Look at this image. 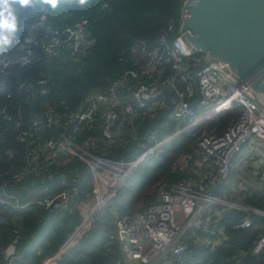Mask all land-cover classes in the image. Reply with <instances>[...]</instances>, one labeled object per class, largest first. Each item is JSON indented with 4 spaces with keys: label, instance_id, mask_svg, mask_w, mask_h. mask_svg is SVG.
Here are the masks:
<instances>
[{
    "label": "built area",
    "instance_id": "built-area-1",
    "mask_svg": "<svg viewBox=\"0 0 264 264\" xmlns=\"http://www.w3.org/2000/svg\"><path fill=\"white\" fill-rule=\"evenodd\" d=\"M40 25L43 36L32 44L48 56L65 51L79 55L90 44L86 19L56 29L43 22ZM8 42L17 45L20 38L13 32L8 34ZM31 47L15 58H6L0 44V91L5 89L1 75L6 67L29 63L34 57ZM47 85L48 80L41 78L35 83L21 81L18 89L44 94ZM233 105L240 108V114L222 133L203 129L197 135L199 127L226 116ZM0 116L13 123L18 129L17 140L30 149L22 165L0 182V209L10 214L36 203L46 211L43 224L51 212L66 209L70 201L80 197L85 175L77 167L65 174L62 168L69 159H79L90 172L95 203L84 215V225L112 202L149 156L184 133L197 136L192 152L179 158L180 165L188 168V177L160 189L158 196L140 209L115 218L109 234V240L119 247L115 264H185L190 244L199 248L221 244L225 235L221 220L228 209L245 213L236 228L250 227L252 214L264 215L262 210L235 201L232 187L228 192H213L230 180L233 163L243 148L255 138L264 139V107L248 84H239L222 62L207 60L203 52L194 49L173 19L153 46L134 42L129 68L105 89L93 91L79 106L35 111L23 129H19L20 119L6 107L0 109ZM46 130H56L57 134L49 135L42 145ZM161 131L166 134L159 136ZM55 173V182L43 183V191L49 195L21 203L13 191L29 178L43 181ZM259 177L264 181V171ZM52 187L56 189L52 191ZM85 200L80 202L81 210L87 208ZM5 222L0 215V224ZM19 239V229L14 226L9 242L0 249V264H16L22 258ZM263 247L264 234L255 242L253 252ZM57 255L42 264L52 262Z\"/></svg>",
    "mask_w": 264,
    "mask_h": 264
},
{
    "label": "trees",
    "instance_id": "trees-1",
    "mask_svg": "<svg viewBox=\"0 0 264 264\" xmlns=\"http://www.w3.org/2000/svg\"><path fill=\"white\" fill-rule=\"evenodd\" d=\"M181 6L182 0H89L85 5L79 4L78 0H61V4L55 8L41 3V0H32L29 5H14L15 34L20 38V43L2 44V54L6 58H15L27 46H32L34 57L27 64L15 63L6 67L1 75L5 89L0 91V109L6 107L18 117L21 122L19 129H23L35 111L46 107L63 111L79 106L93 91L105 89L112 79L129 68L130 47L134 42L151 47L171 19L178 26ZM42 15L43 21L40 20ZM81 19L88 21L90 44L79 55L65 51L48 56L32 44L33 40L43 36L41 22L50 29H56ZM41 78L48 80V90L44 94L18 89L21 81L35 83ZM239 114L240 108L233 105L231 114L220 116L206 127H199L197 135L203 129H213L220 134ZM17 132L12 122L0 116V182L22 165L25 154L30 151L25 143L17 140ZM56 134V130L44 131L41 144L44 145L49 135ZM165 134V131H161L159 136ZM195 140L196 136L184 133L169 142L160 153L151 155L154 161H150V158L146 161V168H143L150 171L145 180H137L133 173L112 203L82 226L83 217L75 200L70 201L63 211L51 212L44 224L42 221L47 215L46 211L36 204L21 210L18 247L24 254L16 264H42L44 259L56 254L57 257L48 264H115L120 252L118 244L109 240L114 221L111 209L114 208L120 215L132 213L140 200H154L160 189H168L177 180L188 177V168L180 165L179 158L192 152ZM76 167L86 177L82 188L84 194L90 189L87 166L73 158L62 170L70 174ZM56 175H53L54 179ZM26 181L23 189L14 186L22 191L21 203L33 197L27 194L28 189L33 190L40 185L32 178ZM220 185L218 190L226 188V185ZM243 203L264 211V193L255 191L248 194ZM244 215L243 211L237 209L225 211L221 220L225 229L221 244L214 248H199L190 244L185 264H264V247L258 253L253 252L255 242L264 234V215L252 214L250 227L236 228L235 225L243 220ZM79 226V231L74 234ZM13 227L10 221L0 224V249L9 242ZM25 246L28 248L24 251Z\"/></svg>",
    "mask_w": 264,
    "mask_h": 264
},
{
    "label": "water",
    "instance_id": "water-1",
    "mask_svg": "<svg viewBox=\"0 0 264 264\" xmlns=\"http://www.w3.org/2000/svg\"><path fill=\"white\" fill-rule=\"evenodd\" d=\"M179 32L248 84L264 107V0H185Z\"/></svg>",
    "mask_w": 264,
    "mask_h": 264
},
{
    "label": "crops",
    "instance_id": "crops-1",
    "mask_svg": "<svg viewBox=\"0 0 264 264\" xmlns=\"http://www.w3.org/2000/svg\"><path fill=\"white\" fill-rule=\"evenodd\" d=\"M263 146H264V139H260V138L253 139V141L249 145H247V146H245L243 148L242 152L239 154L237 159L234 161L233 167H232V171H233L234 166H239V165L242 166V167L248 168V169H246L247 172H250V173L254 174L253 176H255V178H256L257 188L259 187V185L263 186V184H264V181L261 180L260 177H259V175L262 173V171H264V160H263L262 155H261V147H263ZM257 152H259V155H261V156H258ZM255 154L257 155V157L255 156ZM249 168H250V170H249ZM232 171H231V176H232ZM231 176H230V179H231ZM53 179H54L53 177H49V178H46L43 181L38 180V183L40 185H37L36 186L37 188H35L33 190L28 189L27 194H30V196L33 195V197L29 198V200H27V201H30V200L33 201L37 197H43V196L49 195V193L43 191V183L49 182V183L52 184L51 181ZM26 183H27V181H25L22 184H18L17 186L19 188L23 189V188L26 187V185H27ZM52 188H53L52 191H54V189H56V187H52ZM254 188H255V186L253 188H251V189L249 187H243V189H241V191L244 190V192H245L244 194L245 195L250 193L251 191H255V190H257V191L259 190V192H263L264 193V186H263V191H260V187H259V189H254ZM13 191L18 195L19 200H20L22 191L16 190V187H13ZM239 196L240 195H238L237 198L235 197L234 200L237 201V199H239ZM74 200H76V199H74ZM239 203H243V202H239ZM31 204H36V203H31ZM27 208H24V209H27ZM40 209L44 210L43 208H40ZM21 210H23V209L14 210L12 213L9 214L6 210L0 209V215H3L5 217V221L6 222L10 221V222H12V224L14 226L19 227L18 225L21 223V220H22ZM82 210L88 211V208H86V209L82 208ZM60 211H63V210H60ZM60 211L56 210V212H60ZM82 225H83V223L81 224V226ZM81 226H79L77 228V230L75 231L74 234H76L79 231ZM74 234L72 235V237L74 236ZM72 237H71V239H72ZM27 248H28V246H25L24 247V251ZM46 264H48V262Z\"/></svg>",
    "mask_w": 264,
    "mask_h": 264
},
{
    "label": "rangeland",
    "instance_id": "rangeland-1",
    "mask_svg": "<svg viewBox=\"0 0 264 264\" xmlns=\"http://www.w3.org/2000/svg\"><path fill=\"white\" fill-rule=\"evenodd\" d=\"M232 112H230V114H231ZM228 115V114H227ZM226 115V116H227ZM197 137V136H196ZM165 147V146H164ZM163 147V148H164ZM162 148V149H163ZM162 149L160 150V152L162 151ZM160 152H158V153H160ZM261 153L264 155V146L263 147H261ZM257 154H258V156H261V155H259V152H257ZM255 156L257 157V155L255 154ZM151 158V156H149L148 158H147V160L146 161H148L149 159ZM70 160H72V159H69V161ZM146 161H145V163L140 167V168H138V169H136L133 173H135V175H136V178H137V180H140V181H144L145 180V178L148 176V174H149V172L150 171H148V170H146V169H143V168H146L145 167V164H146ZM150 161H154V158H151L150 159ZM150 162H148V164H149ZM246 169H248V168H246V167H242V166H234V168H233V171H232V176H231V179L227 182V183H224V184H222V185H226L225 187V189H220V190H218V187L219 186H217L216 188H214L213 189V192L214 193H218L219 191L220 192H228L229 190H230V188L232 187L233 188V190L231 191L230 190V193L232 194V196H233V199H235V197L237 198L238 197V195H240L239 196V199H237V201L238 202H244V200H245V198H246V195H248V194H251V193H253V192H255V191H257V190H255V191H251L250 193H248V194H244L245 192H244V190H242L241 191V189H243V187H249L250 189L251 188H253L254 186H255V188L254 189H259V187H260V191H263V186H264V184H263V186L262 185H259V187L257 188V184H256V178H255V176H253L254 174H252V173H250V172H247V170ZM249 170H250V168H249ZM246 172V173H245ZM133 173H132V175H133ZM131 175V176H132ZM130 176V177H131ZM129 177V178H130ZM85 180H86V177H85ZM85 183V182H84ZM126 184H127V181L125 182V184H124V186H123V188L126 186ZM85 185V184H84ZM84 185H83V187H84ZM158 186H159V184H158ZM221 186V185H220ZM82 187V188H83ZM91 188H92V185H91V179H90V189L88 190V191H86V192H84V194H82V190H81V194H80V197L78 198V199H76L75 201H76V205H77V208L79 209V211H80V213H81V215H82V217H83V219H84V215L85 214H87V211L86 210H81V208H80V202H81V200L83 199V198H85L86 200H85V202H84V204H86V206H87V208H88V212L90 211V209H91V207L94 205V199H93V197H92V195H91ZM123 188L121 189V190H123ZM253 189V190H254ZM120 190V191H121ZM257 192H259V190L257 191ZM152 201V200H151ZM148 202H150V201H144V200H140L136 205H135V208L132 210V211H136V210H138V209H140L141 207H143L146 203H148ZM112 203V202H111ZM110 204V203H109ZM83 207V206H82ZM111 211L113 212V214H114V220H115V218L117 217V216H119L120 215V213H118L114 208H112L111 209ZM114 222V221H113ZM112 232V231H111ZM46 259H44L43 261H45Z\"/></svg>",
    "mask_w": 264,
    "mask_h": 264
},
{
    "label": "clouds",
    "instance_id": "clouds-1",
    "mask_svg": "<svg viewBox=\"0 0 264 264\" xmlns=\"http://www.w3.org/2000/svg\"><path fill=\"white\" fill-rule=\"evenodd\" d=\"M89 0H78V3L85 5ZM32 0H0V44L8 43V34L16 31V15L14 5H29ZM41 3L48 4L55 8L61 4V0H41Z\"/></svg>",
    "mask_w": 264,
    "mask_h": 264
},
{
    "label": "bare ground",
    "instance_id": "bare-ground-1",
    "mask_svg": "<svg viewBox=\"0 0 264 264\" xmlns=\"http://www.w3.org/2000/svg\"><path fill=\"white\" fill-rule=\"evenodd\" d=\"M58 211H60V210H58Z\"/></svg>",
    "mask_w": 264,
    "mask_h": 264
}]
</instances>
